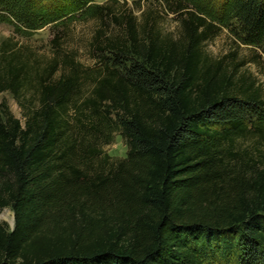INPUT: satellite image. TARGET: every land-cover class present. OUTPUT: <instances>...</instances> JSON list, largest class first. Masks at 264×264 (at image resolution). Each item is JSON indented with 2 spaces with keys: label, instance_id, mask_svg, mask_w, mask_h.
Wrapping results in <instances>:
<instances>
[{
  "label": "trees",
  "instance_id": "trees-1",
  "mask_svg": "<svg viewBox=\"0 0 264 264\" xmlns=\"http://www.w3.org/2000/svg\"><path fill=\"white\" fill-rule=\"evenodd\" d=\"M91 1L0 0L19 34L50 31V53L0 45L22 113L0 102V264H264V89L206 52L216 27L186 0H155L179 35L153 7L96 5L85 65L69 42ZM223 3L264 44V0Z\"/></svg>",
  "mask_w": 264,
  "mask_h": 264
},
{
  "label": "rangeland",
  "instance_id": "rangeland-1",
  "mask_svg": "<svg viewBox=\"0 0 264 264\" xmlns=\"http://www.w3.org/2000/svg\"><path fill=\"white\" fill-rule=\"evenodd\" d=\"M108 1L118 6L124 5L126 8H130L138 16L142 10H148L149 6L153 7L162 14L160 27L163 32L179 35V17L167 14L155 0H93L87 4L78 20L75 21L69 42L71 47L78 49L81 60L87 66L93 65L87 53L89 42L97 25V21L92 19L91 14L95 11L94 7L96 5ZM186 1L194 8L203 10L206 17H209L216 27V35L204 47L206 52L215 58H221L225 55L232 56L234 63L239 65L238 72L250 73L257 84L264 89V44L250 43L245 38L236 20L231 17L224 7V0ZM2 9L0 4V16H5L2 18V23H0V45L5 39L13 38L19 43H28L36 49L41 48L44 53H50L48 48V40L50 39L48 26L37 31L26 30L23 34H19L17 28L20 27V22ZM0 102H5L17 118H22L21 109L10 93H1ZM105 152L114 158L126 157L128 153L127 142L120 134H116L113 142L105 147ZM0 220L13 228L15 223L14 211L10 207L3 209L0 211Z\"/></svg>",
  "mask_w": 264,
  "mask_h": 264
}]
</instances>
